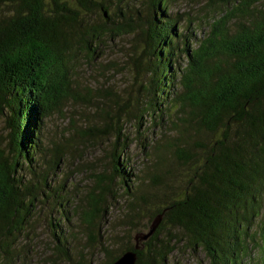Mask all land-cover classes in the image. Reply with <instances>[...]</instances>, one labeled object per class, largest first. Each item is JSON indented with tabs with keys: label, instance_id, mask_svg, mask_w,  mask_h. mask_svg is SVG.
Listing matches in <instances>:
<instances>
[{
	"label": "trees",
	"instance_id": "trees-1",
	"mask_svg": "<svg viewBox=\"0 0 264 264\" xmlns=\"http://www.w3.org/2000/svg\"><path fill=\"white\" fill-rule=\"evenodd\" d=\"M69 1L0 0V117L6 129L5 138L0 135V264L1 254L11 256L10 238L35 198L27 192L43 188L62 209L64 225L52 221L55 249L72 262L69 198L48 185L45 170L35 183L24 181L21 171L37 175L41 127L64 95L75 53L92 54L105 37L123 33L142 44L134 51L140 80L132 102L107 124L114 128V174L99 175L86 207L74 195L72 208L96 242L93 229L108 194H116V180L128 197L125 225L136 228L142 218L151 223L158 215L161 221L138 250L130 237L118 249L102 242V264L126 250H135L136 264H169L179 243L203 251L211 264H242L251 244L264 251L251 233L264 209V9L258 7L264 0H199L209 10L207 33H199L203 19L179 23L171 0H140L142 8L137 0H117L114 9L112 0ZM96 11L98 18H91ZM121 112L138 128L148 118L146 124L161 129L158 139L142 146L152 160L143 177L124 156ZM54 155L55 169L62 160ZM142 181L152 192L140 191ZM72 264L92 261L80 257Z\"/></svg>",
	"mask_w": 264,
	"mask_h": 264
},
{
	"label": "rangeland",
	"instance_id": "rangeland-1",
	"mask_svg": "<svg viewBox=\"0 0 264 264\" xmlns=\"http://www.w3.org/2000/svg\"><path fill=\"white\" fill-rule=\"evenodd\" d=\"M69 2L74 5L71 0ZM202 3L199 0H171L169 8L172 13H177L176 17L183 26L190 18L203 19L201 25L204 28L199 33H207L205 25L209 10ZM116 4L117 0H112L111 9ZM137 5L144 7L140 0H137ZM258 7L264 9V3L258 4ZM91 18H98V12L93 13ZM135 40L133 33L107 36L92 54H87L82 49L75 53L76 57L68 63L64 95L59 105L44 118L41 127L43 151L37 164L33 166L37 175L30 174L28 170L21 171L24 181L31 178L32 183H35L39 180V173L45 170L48 173V185L57 187L58 194L69 198V204L65 208L69 211V228L75 235L70 240L73 263L84 257L91 260L92 264H102L105 261L100 248L102 242L110 240L114 249H118L120 243L128 241L129 237L131 243H135L133 236L147 230L150 225L148 217L139 220L136 228H130L123 223L128 197L124 186V189L119 188L116 180L112 185L113 194H116H108L107 201L102 205L104 216L96 221L93 229L99 242H91L90 231L79 225L80 219L72 208L76 201L74 195H78L81 205L86 207L87 195L99 189V175L114 174L109 151L114 128H108L107 124L115 122L119 110L123 105L131 103L137 92L140 77L134 65V51L139 53L142 44ZM121 116L122 129L128 137V148L124 156L128 158L129 165L143 177L152 160H146L142 146L151 139H158L161 129L156 125L146 124L150 121L148 118H144L145 124L138 128L123 112ZM0 135H6L1 117ZM56 153L61 156L62 161L54 169L52 160ZM167 161L170 163L169 155ZM139 185L141 192L153 190L144 181ZM43 191L44 193L41 190L27 192L29 198L30 194L35 198L23 216L21 214L23 218L19 232L10 238L8 244L11 256L1 254V264H72L59 257L55 249L52 221L64 225L62 209L54 204L56 199L50 189L43 188ZM24 202H28V199ZM263 224L264 209L251 231L255 235V243L258 242L262 247ZM251 245V250L242 264H264V251L260 246ZM168 261L169 264H211L203 251H192L180 243L176 245V250L168 257Z\"/></svg>",
	"mask_w": 264,
	"mask_h": 264
},
{
	"label": "water",
	"instance_id": "water-1",
	"mask_svg": "<svg viewBox=\"0 0 264 264\" xmlns=\"http://www.w3.org/2000/svg\"><path fill=\"white\" fill-rule=\"evenodd\" d=\"M161 221V215L156 216L150 225L148 226V229L142 232H137L134 236V249L138 250L140 249L141 243L146 241L150 236H152L157 229V226L159 225ZM135 250H126L124 251L117 259H115L110 264H136L137 260V253Z\"/></svg>",
	"mask_w": 264,
	"mask_h": 264
}]
</instances>
